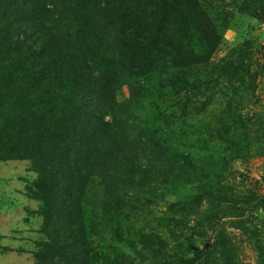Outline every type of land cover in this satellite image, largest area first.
Returning <instances> with one entry per match:
<instances>
[{
  "label": "rangeland",
  "instance_id": "1",
  "mask_svg": "<svg viewBox=\"0 0 264 264\" xmlns=\"http://www.w3.org/2000/svg\"><path fill=\"white\" fill-rule=\"evenodd\" d=\"M0 5L17 15L0 42V264H264V0ZM70 33L108 128L92 127L103 166L84 150L88 183L68 191L52 156L72 153L81 106L44 92L18 39L56 52Z\"/></svg>",
  "mask_w": 264,
  "mask_h": 264
},
{
  "label": "trees",
  "instance_id": "2",
  "mask_svg": "<svg viewBox=\"0 0 264 264\" xmlns=\"http://www.w3.org/2000/svg\"><path fill=\"white\" fill-rule=\"evenodd\" d=\"M175 5L176 4L171 3L169 7ZM16 8L21 7L18 6ZM15 11V7L0 5V42L7 48L13 45L12 41L9 40L10 36L7 34V29L17 16L15 15ZM21 16L25 19L28 15L26 12H22ZM17 23V26H20L23 32L31 30L29 24L23 23L22 20H18ZM71 30L72 29L68 31V34ZM18 40L20 41V48L30 53L31 59H29V61L33 63V71H35V74H38V80L42 81L40 85L46 88L44 92H52V94H55L54 91H58V93L61 94L63 103L65 102V104L67 103L68 105L79 104L81 106V109H77V111L74 112L75 119L71 117L68 134L64 136L65 138H70L71 147L73 149L72 153L65 150V152H62V156L59 154L52 156V158L55 159L52 162L55 167V175L52 180L53 183L63 190L68 191L75 189V187L80 188L83 184L88 183V176H84L86 171H88V165H86V167L78 165L79 158L81 154H84V150L92 151L93 156L90 159L92 164H94L93 167L97 166L101 168L103 166L95 154V152L99 153L98 148L101 145V140L97 138L96 129L92 128L95 125L104 131L108 128L103 121L105 116L104 105L100 104L98 99L100 97L99 95H101V89L96 87V83H102V80L100 76H94L92 79L88 80L86 71L90 70L93 72V70L88 66V59L84 61L81 59L79 60V54L76 52V45L73 46L76 39L71 33L67 41L60 39L55 44L53 48L58 47L56 52L51 50L52 48L48 49L45 43L40 41L37 42L30 38V36L21 37V39ZM87 51L88 44L81 49V52L85 55ZM232 69L234 71L237 70V66H230L229 71H232ZM80 79L81 81H78ZM76 83L78 84L77 89L74 86ZM141 135L142 132L139 130L138 134L134 136V144H136V146H139V141H137V139L139 140ZM84 157L88 159V156L85 154ZM131 159L135 162L137 155H134ZM185 164L187 168L195 172L193 165L189 161H186ZM119 165L120 163L115 166L118 167ZM144 167L143 164L142 168ZM122 171L131 172L130 169L126 168ZM65 173L66 175L64 176ZM105 180L106 177L105 179L103 178V181ZM72 193L73 192H70V194Z\"/></svg>",
  "mask_w": 264,
  "mask_h": 264
}]
</instances>
